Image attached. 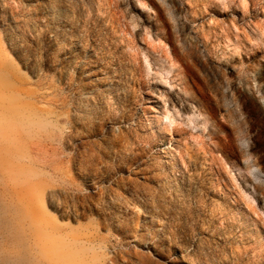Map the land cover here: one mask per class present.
Instances as JSON below:
<instances>
[{"label":"rangeland","instance_id":"374dc122","mask_svg":"<svg viewBox=\"0 0 264 264\" xmlns=\"http://www.w3.org/2000/svg\"><path fill=\"white\" fill-rule=\"evenodd\" d=\"M0 264H264V0H0Z\"/></svg>","mask_w":264,"mask_h":264}]
</instances>
